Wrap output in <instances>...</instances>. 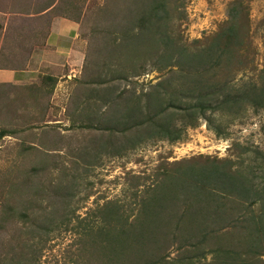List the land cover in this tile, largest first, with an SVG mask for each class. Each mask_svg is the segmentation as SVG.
<instances>
[{
    "label": "trees",
    "instance_id": "1",
    "mask_svg": "<svg viewBox=\"0 0 264 264\" xmlns=\"http://www.w3.org/2000/svg\"><path fill=\"white\" fill-rule=\"evenodd\" d=\"M35 1L30 30L44 44L56 17L77 23L85 17L82 0ZM246 2L232 0L227 20L216 33L188 43L182 35L183 0H105L98 19L105 26L97 23L94 36L100 43L97 54L104 61L98 78L88 83L108 86L109 92L93 88L77 95L73 105L81 119L79 128L93 127L87 111L95 103L109 108L108 113L124 108L118 122L112 119L103 128L109 132V147L123 154L147 141L178 143L187 128H197L201 120L222 136L219 117H229L231 123L249 107L264 109V67L257 78L251 75L258 69L257 52ZM22 45L30 54L24 61L16 51L4 58L1 48L0 69L28 67L33 46L26 51ZM149 69L167 71L150 92L143 97L112 96L116 82H131ZM240 72L245 75L237 80ZM43 84L45 91L42 86L24 89L44 110L41 98L48 95L46 107H50L58 79L45 76ZM2 87L11 86L0 84V99L7 103ZM14 134L2 127L0 141ZM258 178L254 169L231 158L163 164L143 181L133 175L125 199L109 200L77 220L75 262L264 264V184ZM171 251L177 256L172 258ZM209 255L212 259L207 261ZM8 264L22 260L15 257Z\"/></svg>",
    "mask_w": 264,
    "mask_h": 264
},
{
    "label": "rangeland",
    "instance_id": "2",
    "mask_svg": "<svg viewBox=\"0 0 264 264\" xmlns=\"http://www.w3.org/2000/svg\"><path fill=\"white\" fill-rule=\"evenodd\" d=\"M231 1L183 0L180 11L185 14L184 39L191 43L216 33L227 20ZM79 2L85 13L78 23L79 37L86 44L83 69L67 83L55 85L50 107H46L48 95L41 98L43 110L30 99L33 96L24 89L27 87H2L8 102L0 99V129L6 127L15 134L0 141V264H8L15 257L22 264H76L77 220L109 200L125 199L133 175L141 176L142 181L152 178L163 164L231 158L254 169L257 180L264 184V109L249 107L231 123L229 117H219L222 136L201 120L197 128H187L178 143L152 140L123 154L109 147V132L103 128L112 119V123L118 122L124 108L109 115V108L102 107V103H92L87 112L93 127L80 129L81 119L73 105L77 95L109 87L88 83L98 78L104 61L97 54L100 43L94 36L97 23L105 26L103 19L98 20L105 0ZM34 3L35 0H0V50L5 53L4 58L13 51L21 52L20 58H27L30 54L24 52L22 44L26 51L30 46L34 51L45 46L44 40L35 39V30H30L29 21L34 16L29 14L37 8ZM246 5L253 49L257 52L258 69L251 75L257 78L264 67V0H247ZM58 18L66 17L55 19ZM18 60L19 57L15 59ZM245 72L235 78L240 80ZM166 73L149 69L146 75L132 78L131 82H116L117 90L112 96L125 93L143 97ZM43 85L42 80L39 88L42 86L45 91ZM105 92L108 94V89ZM243 153L246 154L239 157ZM171 253L172 258L177 256L175 251ZM211 259L209 255L207 261Z\"/></svg>",
    "mask_w": 264,
    "mask_h": 264
},
{
    "label": "crops",
    "instance_id": "3",
    "mask_svg": "<svg viewBox=\"0 0 264 264\" xmlns=\"http://www.w3.org/2000/svg\"><path fill=\"white\" fill-rule=\"evenodd\" d=\"M42 48L32 53L27 68L0 69V84L35 87L45 76L58 79V84L62 81L67 83L83 69L86 44L79 37L77 22L66 18L54 19Z\"/></svg>",
    "mask_w": 264,
    "mask_h": 264
}]
</instances>
